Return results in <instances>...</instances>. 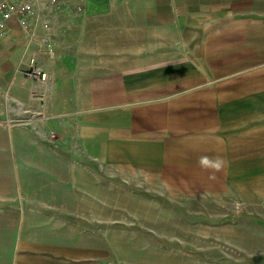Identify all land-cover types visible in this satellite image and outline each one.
Listing matches in <instances>:
<instances>
[{"label":"crops","instance_id":"1","mask_svg":"<svg viewBox=\"0 0 264 264\" xmlns=\"http://www.w3.org/2000/svg\"><path fill=\"white\" fill-rule=\"evenodd\" d=\"M32 3L0 25V198L54 142L178 175L168 159L192 160L212 189L216 175L264 176V0ZM32 65L73 106L30 99Z\"/></svg>","mask_w":264,"mask_h":264},{"label":"rangeland","instance_id":"2","mask_svg":"<svg viewBox=\"0 0 264 264\" xmlns=\"http://www.w3.org/2000/svg\"><path fill=\"white\" fill-rule=\"evenodd\" d=\"M46 80L32 81L30 99L73 106L46 95ZM34 115L44 112L8 123ZM52 147L22 160L24 176L0 198V264H264V176L216 175L212 189L191 173L95 158L76 142Z\"/></svg>","mask_w":264,"mask_h":264},{"label":"built area","instance_id":"3","mask_svg":"<svg viewBox=\"0 0 264 264\" xmlns=\"http://www.w3.org/2000/svg\"><path fill=\"white\" fill-rule=\"evenodd\" d=\"M54 0H52L53 2ZM84 1V0H82ZM78 6H81L78 4ZM33 9L32 0H0V25L12 15H20L25 11ZM27 74L34 77L37 81L43 82L47 78L45 71H42L37 66L32 65Z\"/></svg>","mask_w":264,"mask_h":264},{"label":"bare ground","instance_id":"4","mask_svg":"<svg viewBox=\"0 0 264 264\" xmlns=\"http://www.w3.org/2000/svg\"><path fill=\"white\" fill-rule=\"evenodd\" d=\"M191 161L192 160H186L184 158H179V160L176 161L175 164L173 165L172 164L173 160L172 159H168V163L170 164V166L172 165L173 168L176 167V169L179 171V175L180 176L181 175H185V173H191L192 175H194L195 178L207 182L208 179H209V176L206 173H203L201 171V167H198V166H196L194 164L192 165ZM169 172H171V171H169Z\"/></svg>","mask_w":264,"mask_h":264},{"label":"clouds","instance_id":"5","mask_svg":"<svg viewBox=\"0 0 264 264\" xmlns=\"http://www.w3.org/2000/svg\"><path fill=\"white\" fill-rule=\"evenodd\" d=\"M200 164L201 166L206 167V168H214L216 170H219L222 165V161L219 159H216L215 161H213L209 157L204 156L200 158Z\"/></svg>","mask_w":264,"mask_h":264}]
</instances>
